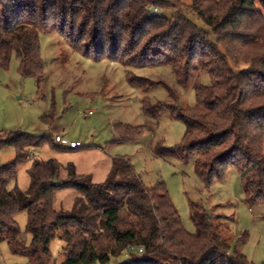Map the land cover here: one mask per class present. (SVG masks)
<instances>
[{"label": "trees", "instance_id": "obj_1", "mask_svg": "<svg viewBox=\"0 0 264 264\" xmlns=\"http://www.w3.org/2000/svg\"><path fill=\"white\" fill-rule=\"evenodd\" d=\"M258 2L0 0V67L7 68L16 55L18 73L34 78L39 87L44 79L39 31L53 25L81 55L124 67L169 65L183 87L196 69L193 106H180L176 91L165 85L170 98L151 102L145 97L144 110L169 111L184 123L174 153L183 161L194 156L195 173L206 185L233 167L246 197L264 202V0ZM167 9H177L172 20L160 13ZM126 75L129 82L147 86L146 78L129 70ZM115 129L124 140L145 127L117 124ZM42 144L70 149L51 133H0V148L15 149L0 167V241L24 255L26 264H50L54 238L64 242L65 257L58 264H254L240 251L245 236L223 238L212 214L197 204L190 209L195 231H187L164 182L145 185L127 158H112L101 182L77 174L72 164L59 180L60 163L33 158L27 189L9 187L18 166L30 158V148ZM62 187L76 190L68 210L54 208L55 192ZM20 212L27 215L28 244L19 237L15 215Z\"/></svg>", "mask_w": 264, "mask_h": 264}, {"label": "rangeland", "instance_id": "obj_2", "mask_svg": "<svg viewBox=\"0 0 264 264\" xmlns=\"http://www.w3.org/2000/svg\"><path fill=\"white\" fill-rule=\"evenodd\" d=\"M184 6L192 0H181ZM256 4L259 6L258 0ZM185 11L184 7L182 8ZM153 12H157L153 9ZM172 20L177 9L160 11ZM185 15L199 27L204 24L191 12ZM40 56L44 79L40 86L34 78L18 73V58L12 55L7 68L0 67V133L21 130L33 135L63 132L69 139L80 141L76 149H60L42 144L30 148V158L17 168L15 181L9 187L27 189L30 181L28 167L33 158L50 159L61 164L59 180L67 177L66 166L72 164L77 174L90 175L93 182L103 181L111 169L112 158H127L147 185L164 182L170 199L177 210L184 228L195 231L190 217L192 204L201 206L212 214L223 238L245 236L240 251L254 264L264 262V202L262 198L246 197L237 169L229 167L222 179L214 178L206 185L195 173L194 156L187 161L175 155V147L181 142L184 123L171 116L169 111L146 112L143 100L151 102L170 98L165 85L177 93L180 106L195 104L193 87L196 69L190 81L183 87L174 78L169 65L145 68L124 67L109 59L96 60L81 55L51 25L39 31ZM146 78L141 87L131 83L127 72ZM203 75L202 81L208 82ZM90 111V112H89ZM45 114L51 120L43 119ZM127 124L145 129L133 139L122 140L115 126ZM164 151V155H157ZM15 155L12 146L0 148V167ZM60 183V181H59ZM76 190L62 187L55 192L54 208H71ZM19 237L30 241L26 230L27 215H15ZM64 242L54 238L49 244L52 259L58 264L64 259ZM24 255L14 254L6 241H0V264H26Z\"/></svg>", "mask_w": 264, "mask_h": 264}, {"label": "built area", "instance_id": "obj_3", "mask_svg": "<svg viewBox=\"0 0 264 264\" xmlns=\"http://www.w3.org/2000/svg\"><path fill=\"white\" fill-rule=\"evenodd\" d=\"M53 136H54V141L61 146H65V147L70 148V149H75V148H78L80 146H83V144L80 141L70 140V139L66 138L65 136H63L62 133H55Z\"/></svg>", "mask_w": 264, "mask_h": 264}, {"label": "crops", "instance_id": "obj_4", "mask_svg": "<svg viewBox=\"0 0 264 264\" xmlns=\"http://www.w3.org/2000/svg\"><path fill=\"white\" fill-rule=\"evenodd\" d=\"M46 133H49V132H46ZM46 133H43V134H46ZM59 133H62L63 134V136H65V133L63 132V130H61V132H59ZM66 137V136H65ZM66 138H68V137H66ZM69 139V138H68ZM70 140H73V139H70ZM80 147H82V146H80ZM79 148V147H78ZM76 149V148H75Z\"/></svg>", "mask_w": 264, "mask_h": 264}, {"label": "water", "instance_id": "obj_5", "mask_svg": "<svg viewBox=\"0 0 264 264\" xmlns=\"http://www.w3.org/2000/svg\"><path fill=\"white\" fill-rule=\"evenodd\" d=\"M58 181L56 179L53 180V185H57Z\"/></svg>", "mask_w": 264, "mask_h": 264}]
</instances>
